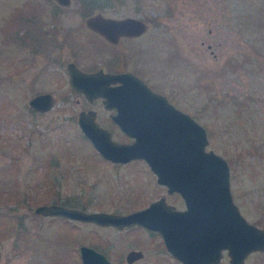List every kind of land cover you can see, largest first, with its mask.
Returning <instances> with one entry per match:
<instances>
[{
    "label": "rangeland",
    "instance_id": "obj_1",
    "mask_svg": "<svg viewBox=\"0 0 264 264\" xmlns=\"http://www.w3.org/2000/svg\"><path fill=\"white\" fill-rule=\"evenodd\" d=\"M101 2L104 14L140 16L149 28L113 44L86 26L79 0L68 6L0 0V176L37 203L54 202L59 191L71 206L128 212L165 194L184 208L183 197L168 193L147 162L108 160L80 130L79 111L93 108L114 139L131 141L102 97L88 100L72 89L66 68L74 61L83 70H115L118 57L207 128V148L230 164L234 201L264 227V42L237 21V14L264 6V0ZM27 36H49L51 42L33 51L31 41H23ZM45 91L55 95L53 107L33 111L28 99ZM36 204L12 210L0 202V264H81L82 243L104 250L116 264H182L158 245V232L45 216L34 212ZM130 249L143 256L126 262ZM228 263L224 250L217 264ZM243 264H264V249L250 252Z\"/></svg>",
    "mask_w": 264,
    "mask_h": 264
},
{
    "label": "water",
    "instance_id": "obj_2",
    "mask_svg": "<svg viewBox=\"0 0 264 264\" xmlns=\"http://www.w3.org/2000/svg\"><path fill=\"white\" fill-rule=\"evenodd\" d=\"M68 6L72 0H55ZM86 26L112 43L121 36H137L149 28L140 16L115 17L97 10L85 17ZM69 83L88 100L102 97L106 108H114L111 119L131 141L112 137L110 128L96 119L93 108L81 109L77 116L80 130L104 158L114 162L144 159L167 192H178L184 208L166 201L165 194L147 205L128 212L86 210L61 202L38 203L34 212L61 216L117 228L140 225L157 231L166 249L182 264H217L223 251L228 264H243L254 250L264 249V227L250 221L234 201L228 160L207 148V128L189 112L152 89L130 70L110 71L102 67L83 70L67 62ZM50 91L28 99L36 111H47L55 103ZM82 264H114L100 249L79 245ZM143 256L141 249H130L127 262Z\"/></svg>",
    "mask_w": 264,
    "mask_h": 264
},
{
    "label": "trees",
    "instance_id": "obj_3",
    "mask_svg": "<svg viewBox=\"0 0 264 264\" xmlns=\"http://www.w3.org/2000/svg\"><path fill=\"white\" fill-rule=\"evenodd\" d=\"M79 1L82 5L81 6L82 14L86 16L94 12L96 9L101 10V8L105 6V3H102L101 0H79ZM57 6H59V4H57ZM237 21L239 26L241 27V30L253 33V36H260L264 42V6H260L257 9H253L247 12L237 14ZM31 33H33L32 30L30 31L27 30L25 34L31 35ZM12 35L20 36L21 33L19 31H15ZM27 40L31 41L30 44L32 45L33 51L39 50L42 45L49 46V44L46 45L47 40L51 42L49 36H27V39L23 41L26 42ZM34 40H35V44H33ZM55 45L56 44H54L53 46ZM262 47H264V45H262L260 49ZM32 110L35 111L34 109ZM5 169L7 168L5 167ZM0 178H2L0 179V202L3 203V205H5L6 208L14 210L17 209L20 204H24L28 206V208L32 209L33 204H36L38 202L37 199L35 198L33 199V197L30 194H26L25 192L20 190V188H17V186L12 188L13 185L9 183V180L7 178L2 176H0ZM54 193L56 194L54 198V202H62V203L64 202V204L67 205L69 204L67 200L64 201L63 199L61 200V197L59 196L60 195L59 191H54ZM82 208L85 207L83 206ZM158 245L164 248L162 241H160Z\"/></svg>",
    "mask_w": 264,
    "mask_h": 264
},
{
    "label": "flooded vegetation",
    "instance_id": "obj_4",
    "mask_svg": "<svg viewBox=\"0 0 264 264\" xmlns=\"http://www.w3.org/2000/svg\"><path fill=\"white\" fill-rule=\"evenodd\" d=\"M103 37V36H102ZM104 38V37H103ZM122 38H124L123 36H121L120 37V39H122ZM105 39V38H104ZM119 39V40H120ZM107 42H109V43H112V42H110V41H108L107 39H105ZM105 41V42H106ZM119 42V41H118ZM117 42V43H118ZM117 43H113V44H117ZM117 57V56H116ZM119 57H121V56H119ZM121 58H119L118 59V57L116 58V60H117V62H118V64H119V66H118V68H116L115 70L113 69V70H110V71H126V70H130V71H132V72H134L136 75H138L140 78H142L143 80H144V82H146L152 89H154V90H156V91H158V92H160V93H162V94H164L166 97H167V99L170 101V102H172L173 104H175L173 101H172V99L170 98V96H169V94H167L165 91H163V90H159V89H157V88H155V87H153V86H151V84H149V82L144 78V77H142L140 74H138L137 72H135V71H133V70H131V69H127L125 66H123V59H121ZM66 67H67V65H66ZM98 67H100V66H98ZM97 66H95V67H91V68H88V69H86L87 71H92V70H95V69H97L98 68ZM68 72V71H67ZM68 80H69V77H68ZM176 105V104H175ZM176 106H178V105H176ZM179 107V106H178ZM179 108H181V107H179ZM182 109V108H181ZM112 113V112H111ZM111 113H110V117H111ZM194 117V116H193ZM195 118V117H194ZM126 136V135H125ZM127 137V136H126ZM127 138H129V139H132V137H127ZM127 138L126 139H124V140H127ZM94 147V146H93ZM95 148V147H94ZM136 159V158H135ZM138 159H142V158H138ZM144 160V159H143ZM145 161V160H144ZM114 162V161H113ZM146 162V161H145ZM116 163V162H115ZM121 163V162H120ZM148 164V163H147ZM149 165V164H148ZM150 167V166H149ZM178 193V192H177ZM167 201V200H166ZM184 207H185V205H184ZM255 223V222H254ZM130 226H139V227H142V228H145V227H143V226H140V225H137V224H135V225H130ZM125 227V226H124ZM127 227V226H126ZM147 229V228H146ZM147 230H149V229H147ZM149 231H155V230H149ZM155 232H157V231H155ZM162 242H163V240H162ZM97 248V247H96ZM100 249V248H99ZM102 250V249H101ZM112 261H113V263L114 264H116L115 263V261L104 251V250H102ZM125 259H126V255H125ZM137 260H139V259H136L135 261H137ZM135 261H132V262H128V263H134ZM80 262H81V260H80ZM126 262H127V260H126ZM82 264V263H81Z\"/></svg>",
    "mask_w": 264,
    "mask_h": 264
}]
</instances>
